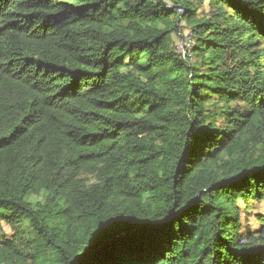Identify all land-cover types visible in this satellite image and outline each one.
<instances>
[{
    "label": "trees",
    "instance_id": "1",
    "mask_svg": "<svg viewBox=\"0 0 264 264\" xmlns=\"http://www.w3.org/2000/svg\"><path fill=\"white\" fill-rule=\"evenodd\" d=\"M204 1L0 0V222L35 237L0 264L132 230L83 264H264V0Z\"/></svg>",
    "mask_w": 264,
    "mask_h": 264
},
{
    "label": "rangeland",
    "instance_id": "2",
    "mask_svg": "<svg viewBox=\"0 0 264 264\" xmlns=\"http://www.w3.org/2000/svg\"><path fill=\"white\" fill-rule=\"evenodd\" d=\"M168 4H171V0H166ZM200 14L199 16L208 15V13L212 10V7L209 5V1L205 0L203 6H198ZM183 11L179 10V13ZM183 29V33L185 37L191 38V35L185 27L184 24L181 25ZM184 42H182L183 40ZM177 39L176 47L178 50V54H183L185 49H187L188 44H190V40L188 42L185 41V38ZM241 209V222H242V233H254L256 236H259L260 233L263 231L262 228L264 227V201H251L248 204L241 202L240 203ZM262 226V227H261ZM18 240V246H23L27 241H33L35 239L33 231L30 227L28 221H24L21 226H17L11 228L7 226L5 223L0 222V245L5 240Z\"/></svg>",
    "mask_w": 264,
    "mask_h": 264
},
{
    "label": "water",
    "instance_id": "3",
    "mask_svg": "<svg viewBox=\"0 0 264 264\" xmlns=\"http://www.w3.org/2000/svg\"><path fill=\"white\" fill-rule=\"evenodd\" d=\"M180 23V22H179ZM178 23V25H179ZM182 39V38H181ZM183 40V39H182ZM184 42V40L182 41ZM185 53V59L187 57V50L185 49L184 51ZM201 195V194H200ZM199 195V196H200ZM134 230L132 231H124V232H120L118 234H116L115 236H113L112 238L104 241L103 243H101L99 246H97L94 250H90L88 251L84 256H82L79 261L76 264H83V262L88 259L91 255H94L96 253H99L100 251L106 249L108 246H111L112 244H115L116 242H118L120 239H122L123 237L127 236L129 233H132Z\"/></svg>",
    "mask_w": 264,
    "mask_h": 264
}]
</instances>
